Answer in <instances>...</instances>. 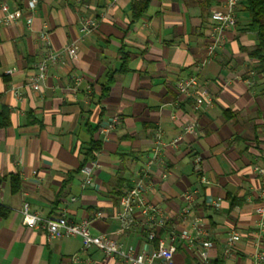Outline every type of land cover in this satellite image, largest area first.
Instances as JSON below:
<instances>
[{
    "label": "crops",
    "instance_id": "crops-1",
    "mask_svg": "<svg viewBox=\"0 0 264 264\" xmlns=\"http://www.w3.org/2000/svg\"><path fill=\"white\" fill-rule=\"evenodd\" d=\"M138 1L37 0L30 10L27 0H0V205L8 210L0 216V264H117L95 249L81 251L77 237L47 240L42 230L22 224L19 210L27 201L42 216L88 218L93 234L116 231L119 195L138 176L156 127L166 146L146 198L166 217L156 239L173 244L174 264H202L201 238L169 240L171 232L194 234L192 215L212 242L206 264H264L253 258L254 210L264 183L253 171L264 166V76L253 70L257 61L248 54L256 35L244 2L235 8L236 24L208 54L209 15L222 10L224 0H147L136 15ZM85 17L95 18L97 27L83 35ZM41 31L53 50L73 42L77 50L72 58L62 53L33 90L26 81L41 58ZM191 74L197 88L177 97L176 81ZM75 75L81 76L76 87ZM200 87L213 102L195 109ZM188 120L196 122L195 132L169 144ZM92 141L101 145L99 167L92 185L83 187L79 167ZM196 155L202 156L199 173ZM201 173L208 182L199 181ZM11 176L18 178L15 192ZM187 189L196 195L191 214L182 219L179 195ZM231 231L239 239L224 253ZM117 237L136 251L157 242L135 229ZM74 254L80 261L71 260Z\"/></svg>",
    "mask_w": 264,
    "mask_h": 264
},
{
    "label": "built area",
    "instance_id": "built-area-1",
    "mask_svg": "<svg viewBox=\"0 0 264 264\" xmlns=\"http://www.w3.org/2000/svg\"><path fill=\"white\" fill-rule=\"evenodd\" d=\"M239 0H224V7L222 10H213L210 12L209 38L210 43L207 46L208 54L214 52V49L221 45L224 38V31L236 24L235 8ZM37 0H27V8L34 10ZM19 10L12 13L13 17H17ZM97 27V20L93 17H85L80 21L79 31L81 34H86L94 31ZM39 41L42 46V54L40 60L37 62L35 71L26 81V84L33 90L39 89L41 83L47 76L48 66L59 61L60 55L65 53L72 58L76 55V44L69 43L60 51L53 50L50 46L48 35L46 31H41L39 34ZM205 60L201 64H204ZM8 73L11 70L7 71ZM74 86L76 87L81 82V76L75 75L73 77ZM198 80L195 74L188 75L184 78L178 79L175 83L176 96L189 95L192 89L197 88ZM213 102L212 96L208 91L200 87L196 96L193 99V106L195 109L201 108L203 105L210 106ZM117 118L114 117L104 128L108 132L114 127ZM196 122L188 120L182 126V131L174 137L169 144L174 145L183 135H190L195 132ZM166 142L163 138V132L160 127H156L149 153L146 156L142 167L140 168L138 176L133 180L132 184L119 196V210L113 216L119 223V227L112 233L93 234L90 231V219L83 218L79 221L69 219L64 212L59 215L42 216L37 212L29 209V204L24 201L20 207L19 212L22 216V224L31 228L40 229L44 232L47 240L61 239L64 237H77L81 243V251L85 252L95 249L105 256L113 257L117 264H174V250L173 244H165V242L158 238L156 245L148 250L136 251L132 245H125L118 239L117 235L131 229L139 230L147 241L153 242L157 237V231L166 223V217L162 209L150 203L146 198V192L151 186L150 174L153 166L160 160V155ZM202 156L196 155L193 159L194 170L201 171L199 167ZM99 167V162L96 159L87 161L80 169L83 176L82 186H89L93 183L94 172ZM253 171L259 175L264 182V166L254 165ZM199 181L206 183L207 179L199 174ZM196 190L187 189L180 193L179 200L181 202L180 215L182 219H187L191 214ZM258 204L255 207L256 215V229L254 240V261H264V240L262 234L264 233V183L257 194ZM74 200V198H71ZM96 216H100L99 213ZM190 229L194 232L191 234L188 230L180 231L179 233L171 232L169 240L173 242L177 236L193 243L195 239L201 238V247L199 255L202 264L208 261L207 250L212 246L211 240L206 238V232L200 227L199 218L192 215L189 218ZM239 239L236 231H231L225 238L224 253H228L233 247L234 243ZM73 262H78V254L71 257ZM86 264L90 261L86 260Z\"/></svg>",
    "mask_w": 264,
    "mask_h": 264
},
{
    "label": "trees",
    "instance_id": "trees-1",
    "mask_svg": "<svg viewBox=\"0 0 264 264\" xmlns=\"http://www.w3.org/2000/svg\"><path fill=\"white\" fill-rule=\"evenodd\" d=\"M245 9L249 14L250 24L249 28L255 32L256 45L249 51V56L256 59V64L253 66L255 72L261 73L264 76V0H243ZM147 0H141L133 4L134 13L137 15L144 10ZM112 81V76L107 77V82L102 86L101 95H105L108 91V86ZM100 142L92 141L88 144L86 149V160L89 161L96 157L100 150ZM87 161L85 163H87ZM82 163L79 169L85 164ZM12 191L15 192L19 188L18 178L11 176ZM130 187V186H129ZM122 194V193H121ZM120 196V195H119ZM8 210L0 205V216L5 215ZM156 238L153 242H156ZM156 244V243H155Z\"/></svg>",
    "mask_w": 264,
    "mask_h": 264
}]
</instances>
